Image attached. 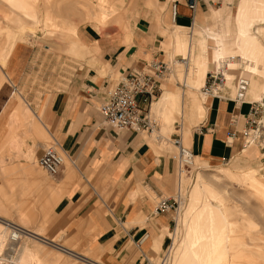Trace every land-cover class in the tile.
<instances>
[{"label":"crops","instance_id":"0c3cea01","mask_svg":"<svg viewBox=\"0 0 264 264\" xmlns=\"http://www.w3.org/2000/svg\"><path fill=\"white\" fill-rule=\"evenodd\" d=\"M178 2L175 20L172 18L170 2L163 12L164 18L169 19L171 16L174 23H179H175L172 29L175 52H186L188 56L196 58L192 78L187 83L189 88L196 89L204 85L210 66L215 73L220 69V59L225 57L227 46L219 42L215 31L210 30L207 36L214 37H210L214 42L212 53L207 51L205 38H193L190 42H185L181 36L188 27L180 24H192L196 17L204 16L209 5H218L221 0L217 4L215 0H199L193 13L186 7L185 0ZM115 3L119 4L120 10L115 21L126 26L123 35L125 43L120 39L112 43L104 40L97 47V39L93 38L94 28L79 25L76 32L79 50L91 53L88 44L93 42L92 49L96 51L99 48L98 54L90 60L92 68L84 62L73 64L67 78L51 92L49 106L44 111V124L50 128L52 137L69 162L67 166H63L61 176L55 183L64 181L66 193L53 208L54 218L49 225V235L58 236L60 241L75 248L77 251L57 245L59 250L68 252L77 259L84 257V252H90L91 258L100 260L102 264H149L147 255L154 242L163 238V247L167 240L166 236L162 237L165 234L164 228H170L172 224V214L157 213L156 205L159 200L173 197L177 192V161L174 191V161L165 154V148L144 134L147 132L118 131L104 120L99 107L106 100L108 86L115 85L114 77L120 75L124 78L131 70H142L147 64L160 61V46L159 50L156 49L158 42L159 45L162 43V48L165 47L166 38L165 34L161 35L162 31L157 26L163 14L161 17L157 16L154 11L144 8L139 0H134L129 11L126 8L130 0H104L103 6L110 10ZM7 4L14 11L11 13L13 16H5L6 18L21 19L18 12L24 13L27 10V5L22 0H7ZM263 7L264 0H238L234 14L237 32L233 42L239 45L243 55L256 61L264 60V51L260 49L255 36L261 29L254 27L256 23H264V15L258 13ZM129 16L134 21L132 31ZM96 18L100 24L95 22L102 29L109 16L99 12ZM163 23L166 25L167 22ZM252 29L253 34L250 33ZM107 32L122 31L111 29ZM100 50L103 51L104 61L99 58ZM146 51L150 52V60L141 56L147 55ZM15 52L8 58L6 67L1 68L9 77H5L6 80L0 86V116L5 111H12L9 126L15 123L14 115L24 113L22 108L19 112L18 109L14 110L12 102H8L28 60L24 45L16 46ZM231 68L222 90L227 95L209 98L206 109L192 102L195 113L201 120L197 123L200 128L193 130L192 134L189 132L187 144L199 162L220 163L233 158L242 150L241 131L246 127L248 112L253 103L245 101L240 106L235 105L231 98L235 69L234 66ZM189 97L192 100L193 95L189 94ZM250 97L262 100L253 92ZM149 116L160 120V128L154 131L155 127L152 132L154 131L153 137L158 142H164L178 116H183V107L176 94L161 90L160 96L150 108ZM261 123L264 124V114ZM247 141L248 138L244 142L245 147ZM201 169L197 168L198 171ZM217 173L224 174L221 170ZM235 178L243 182H257L251 171L240 172ZM205 191L201 208L193 216L183 244L184 250L191 253L198 252L200 246L207 244L214 246L216 243H224L228 248L229 239L224 231L223 212L212 203L214 196L207 189ZM196 196L197 191L195 198ZM0 223L4 225L2 221ZM34 233L44 239L40 242H53L40 232ZM1 236L0 231V238ZM40 254L38 247L24 245L17 264H22L29 258L38 260ZM199 257L194 254V258Z\"/></svg>","mask_w":264,"mask_h":264},{"label":"rangeland","instance_id":"374dc122","mask_svg":"<svg viewBox=\"0 0 264 264\" xmlns=\"http://www.w3.org/2000/svg\"><path fill=\"white\" fill-rule=\"evenodd\" d=\"M139 1L144 8L154 11L157 16L161 17L163 14L157 27L158 29L160 27L162 36L165 34V47L162 48V43L159 45L158 42L156 50H159L160 46L159 60L167 64L170 71L160 83V88L163 92L176 94L179 104L181 102L183 107V116H178L176 123L171 126L170 133L165 137L166 141L158 142L153 137L154 131L161 126L160 120L154 117L150 120L156 126V130L144 133L164 147L165 154L173 158L172 177L176 191L178 150L172 141L180 137L183 145L190 148L187 144L188 134L200 128L197 123L201 120L197 117L192 102L206 109V103L211 97L204 99L201 96L203 85L196 89L187 85L192 78L196 58L193 55L188 56L186 52H175L172 29L175 23H179L172 22L171 16L169 19L164 18L163 13L168 2L171 5L173 0H156V3L155 0ZM22 2L27 5L24 13L18 12V16L22 18L11 19L12 17L5 16H13L11 13L14 10L8 6L7 0H0V86L6 80L5 77H9L1 71V68H5L10 55L16 53L15 47L24 45L28 55L21 79L16 83L8 100L9 104L12 102L14 110L18 109L19 112L22 108L24 113L14 115L13 126L8 124L12 119V111H5L0 116V221L13 223L31 232H40L43 237L53 242L43 243L36 240L26 242L22 239L16 246L14 254H9L10 258L6 252L8 230L0 223L2 234L0 264H17L24 245L38 247L41 254L40 259L29 258L22 264H102L100 260L92 259L90 252H84L82 254L84 257L77 259L57 248V245H60L65 249L70 247L77 251L60 241L58 236L49 235V225L54 218L53 208L65 195L66 185L64 181L55 184L61 174L55 178L49 176L40 167L38 160L45 149L51 148L63 156V166L69 164L52 137L50 128L44 124V111L49 106L51 92L67 78L66 75L73 64L84 62L92 68L90 60L98 54L99 48L96 51L92 49L93 42L88 44L91 53L79 50L76 42L78 26L89 25L94 28L93 38L97 39V47H99L98 43L104 40L112 43L120 39L125 43L123 35L126 26L122 22L115 21L120 14L119 4L115 3L114 7L108 10L103 6L104 0H22ZM237 2L238 0H221L218 5H209L203 17H196L192 24L191 22L180 24L188 27L181 37L185 42H190L193 38H205L207 51L212 53L214 42L211 38L214 37L210 35V38L207 35L210 33L209 30L215 31L219 42L227 46L224 56H238L242 59L237 57L233 61L240 63L239 66H234L233 74L234 79L237 76L249 81L251 79L245 101L256 104L259 109L255 132L248 138L247 147L244 146L247 138L241 137L242 150L233 158L210 164L207 161L199 162L195 157L194 168L186 169L183 182L178 176L175 193V195L179 194L178 208L175 212H169L172 214V224L170 228H164L165 234L162 236H166L167 240L163 247L161 246L163 238L154 242L151 252L147 255L149 264H165L163 257L168 253L171 260L169 264H264V124L261 123L264 114V60L256 61L246 54L243 55L239 45L233 42L237 32V22L234 17ZM133 5L134 0H130L126 11H129ZM99 12L109 16L102 29L99 28L100 23L96 18ZM258 13L264 15V7L258 10ZM163 21L167 22L166 25ZM129 24L132 31L134 21L131 18ZM254 27L261 29L255 36L260 49L264 51V23H256ZM111 29L122 32L108 33L107 30ZM250 33L253 34V29ZM146 52L147 55L141 56L150 60V52ZM99 56L104 61L103 51L100 50ZM179 59L189 61H186L185 65L174 62ZM111 68L110 70L114 71ZM210 73H215L211 66L206 78ZM114 78L115 84L122 79L120 75ZM234 79L231 93L233 100ZM251 92L260 96L262 100L258 101L256 97H250ZM189 94L193 95L192 100ZM225 95L227 93L219 94L221 97ZM198 167L202 169L198 171ZM220 170L223 175L217 173ZM243 171L253 172L257 182H243L235 178ZM206 189L214 196L212 203L219 206L223 212L224 231L229 239L227 244L229 249L224 243H216L214 246L212 244L200 246L198 252L191 253L184 250L183 244L193 216L201 208ZM141 192H144L143 188ZM194 254L200 257L194 258Z\"/></svg>","mask_w":264,"mask_h":264},{"label":"bare ground","instance_id":"6f19581e","mask_svg":"<svg viewBox=\"0 0 264 264\" xmlns=\"http://www.w3.org/2000/svg\"><path fill=\"white\" fill-rule=\"evenodd\" d=\"M199 0H196L194 2V7L193 9H189L187 6V8L193 13L195 8H196V4ZM216 4L220 2V0H215ZM178 5L179 2L178 0H173L171 2V13H172V18L175 20L177 14H178ZM174 8H173V7ZM173 22V21H172ZM238 56H229V57H225V58H221L220 59V69L212 74H208V77L205 80V83L202 87V93L201 96L204 99H207V97H215V98H220L221 96H219V94H222V90L225 87L226 84V75L228 74L229 70H231L233 66L237 67L239 66L240 63L233 62L235 60V58H237ZM239 59H241L240 57H238ZM170 60V59H169ZM242 60V59H241ZM239 60V61H241ZM174 61V60H172ZM189 60L183 59V60H176L174 61L175 63H178L180 65H185ZM152 63H155V65H159V63L163 64L161 67V71H159V73L156 75L157 77L155 78V84H156V89L153 91V97H151L150 102L147 103V105H143L142 100L140 99L138 101V106H139V110L140 112L145 115L148 120L150 121V108L154 102V100L156 99L157 96H159L161 94V88H160V83L165 79V75L168 73V71H170L169 66L167 64H165L162 61H154ZM151 64V63H150ZM147 64L143 69L148 70V72H151L155 75V72L152 71V69L149 68V65ZM189 66V65H188ZM187 66V67H188ZM186 67V68H187ZM162 73V74H160ZM160 74V75H159ZM218 76V80L217 82L212 81L213 77ZM126 77V76H125ZM124 77V78H125ZM172 77V76H171ZM124 78H122L121 80H119L115 85H113L112 87L116 86L118 83H120ZM235 97H234V102L235 105L240 106L241 104H243L245 102V98L247 95V91L250 87V81L246 78H243L241 76H237L235 79ZM206 97H204V96ZM103 105V104H102ZM257 110V114L255 115L254 118L252 117L253 111ZM259 113V109L256 106V104H251L249 112H248V118H247V122H246V127L241 131V135L243 138H249L251 136L252 133L255 132V128L257 126V115ZM104 117V116H103ZM104 120L108 123H110L105 117ZM151 123V129L149 130H145V131H132V132H138V133H143V132H152V130L156 127L154 126V124L152 122ZM111 124V123H110ZM115 129H117L113 124H111ZM118 131H131V130H119ZM244 134V135H243ZM173 145L177 148L178 150V156H177V171H178V176L180 181L183 182V175L186 174V169L192 170V168H194L195 165V156L193 155L192 151L190 148H187L183 145L182 139L180 137L175 138L173 141ZM183 150V151H182ZM185 150V151H184ZM47 151H51L52 153H54L56 156L61 158V167L59 169V172L57 173V175H51L49 174L39 163L40 158L47 152ZM187 152V154H186ZM191 155V157H188V155ZM38 163L40 165V167L51 177L55 178L57 176H59L61 174V170L63 167V163H64V159L63 156L60 155L56 150L48 148L45 149L42 153V155L40 156ZM182 160H184V162H182ZM179 199V194L177 195H173V197H169V198H163L161 200H159V202L156 205V212L157 213H169V212H175L176 209L178 208V202L177 200ZM181 201V198H180ZM166 203H173V206L170 208V205H167ZM162 211H161V210ZM5 228L8 230V238H7V248H6V252L8 254V256L11 258V255L9 254H14L15 249L17 248L16 246L18 244H20V241L22 239H24V241L28 242L31 240H39V241H44V239L40 236H37L38 234L28 231L20 226H17L13 223L10 222H6L3 221ZM15 237V238H13ZM145 238V236H144ZM162 259V258H161ZM165 264H169V260H170V253L167 254V256L163 257ZM171 262V260H170ZM164 264V263H163Z\"/></svg>","mask_w":264,"mask_h":264},{"label":"built area","instance_id":"2783aa9c","mask_svg":"<svg viewBox=\"0 0 264 264\" xmlns=\"http://www.w3.org/2000/svg\"><path fill=\"white\" fill-rule=\"evenodd\" d=\"M195 1L185 0V5L189 9H193ZM162 65L161 63L149 65L155 75L148 70L144 71V69L131 70L116 86H108L106 100L99 107L100 113L119 130L145 131L151 129L150 121L139 110L138 101L141 99L143 105L150 102L153 91L156 89L155 78L161 71ZM218 79V76L213 77L211 82H217ZM256 114L257 110H254L251 118H254ZM188 157L191 155L189 154ZM39 163L49 174L55 176L59 172L62 161L60 157L51 151H47L40 158ZM166 204L170 205V208L173 206V203Z\"/></svg>","mask_w":264,"mask_h":264}]
</instances>
